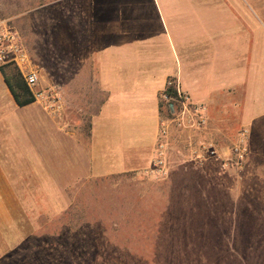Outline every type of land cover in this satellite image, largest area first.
I'll return each mask as SVG.
<instances>
[{"label":"crops","instance_id":"1","mask_svg":"<svg viewBox=\"0 0 264 264\" xmlns=\"http://www.w3.org/2000/svg\"><path fill=\"white\" fill-rule=\"evenodd\" d=\"M40 7L53 18L58 8V19L43 28L41 68L58 78L52 83L67 110L17 105L0 72V258L34 228L33 214L65 210L75 184L149 172L170 78L206 107L201 139L227 154L243 138L244 159L260 150L254 134L264 135V126L247 111L246 84L227 85L218 67L221 31L159 23L158 0H52ZM71 112L81 118L73 121Z\"/></svg>","mask_w":264,"mask_h":264},{"label":"rangeland","instance_id":"2","mask_svg":"<svg viewBox=\"0 0 264 264\" xmlns=\"http://www.w3.org/2000/svg\"><path fill=\"white\" fill-rule=\"evenodd\" d=\"M48 1L0 0V21L14 27L30 48L41 69L39 88L58 89L52 83L58 78L41 68L43 28L59 15L58 8L53 18L40 7ZM158 22L203 23L212 34L221 31L218 67L227 85L246 84L247 111L264 126V0H158ZM200 130L170 133L164 175L140 171L72 186L66 209L33 214L34 228L29 225V234L0 264H104L96 259L103 251L107 264H236L225 259L228 250L242 252V263L264 264L263 134H254L260 150L239 161L231 152L203 154Z\"/></svg>","mask_w":264,"mask_h":264},{"label":"built area","instance_id":"3","mask_svg":"<svg viewBox=\"0 0 264 264\" xmlns=\"http://www.w3.org/2000/svg\"><path fill=\"white\" fill-rule=\"evenodd\" d=\"M12 65L18 71L23 83L27 86L34 101L53 114H58L64 109L61 93L55 86L39 88L41 69L33 62L32 56L19 32L12 26L0 21V67ZM171 88L174 95L167 94ZM167 89L162 94L163 102L167 109L165 117L161 118L157 130V140L154 156L149 172L164 175L167 172V157L170 148V133L173 130L187 128H203L207 123L206 107L203 103L194 102L190 95L180 87L177 76L167 80ZM200 150L210 157H217L218 150L213 144L201 141ZM244 139L232 147V154L241 161L246 153Z\"/></svg>","mask_w":264,"mask_h":264},{"label":"trees","instance_id":"4","mask_svg":"<svg viewBox=\"0 0 264 264\" xmlns=\"http://www.w3.org/2000/svg\"><path fill=\"white\" fill-rule=\"evenodd\" d=\"M0 72L3 75V79L14 99V101L17 103V105L19 106H23L26 105L28 103H31L34 101L33 96L31 95V92L29 91V89L27 88V86L20 80V76L15 72H6L4 69L0 68ZM167 94H172L174 95V92L171 88L167 89ZM160 107H164L165 108V113L167 114V109L165 107V104H161ZM97 239H99V234L95 235ZM100 251V250H99ZM103 251V250H102ZM264 256V253L262 254ZM94 258V255L93 257ZM101 258L103 259V263L107 264L108 262V258L109 255L107 256V254L103 251L102 253H97L96 252V259ZM232 259L229 260L231 262H236V264H247V263H242V261H246L244 254L242 252L236 251L231 253L230 250L227 251V253L225 254V259ZM264 259V258H263Z\"/></svg>","mask_w":264,"mask_h":264}]
</instances>
